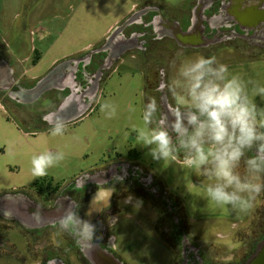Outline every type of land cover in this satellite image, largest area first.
<instances>
[{
    "label": "rangeland",
    "instance_id": "rangeland-1",
    "mask_svg": "<svg viewBox=\"0 0 264 264\" xmlns=\"http://www.w3.org/2000/svg\"><path fill=\"white\" fill-rule=\"evenodd\" d=\"M190 1L0 0V48H9L15 41H28L29 44L31 40L35 47L40 45L39 39L42 40L43 48L37 47V50L43 52H37L43 62L34 73L43 75L48 72V64L53 58L80 53L88 44L105 39L112 25L115 32L119 23L130 16L131 13H126L133 4H138L136 9L145 6L162 8L174 16L176 7H179L176 4L189 11L190 6L186 3ZM176 17L183 21L181 16ZM237 44L245 45L239 41ZM46 48L50 50L47 53L44 52ZM215 51L216 48H209L201 52L207 57L215 56ZM251 51L245 54L238 48L223 49L216 54L218 61L227 65L230 72L241 76L243 86L250 95L264 87V51L257 48ZM201 52L182 53L178 57L182 61ZM0 55L7 57L1 49ZM136 55L125 56L107 72L91 109L80 119L65 123L62 135L51 134L54 124L49 122L50 119L42 121L54 106L48 103L47 98L21 106L2 98L0 93V194L31 191L35 186L45 192L51 187H63L82 173L103 165L117 161L137 163L180 205L183 225L189 229L188 238L217 264H235L250 252L255 240L264 235V192L255 198L252 208L246 212L217 207L205 195V186L215 183V180L201 171L183 166L188 150L176 152L175 161L158 162L148 155L146 148L137 144L132 129L143 126L141 116L147 103L148 69L143 67ZM158 57L150 61L147 59L151 68L155 65L159 69L161 61L170 66L168 53L162 51ZM9 63L10 66H18L11 60ZM26 65L35 67L32 62ZM13 70L17 76L25 71L19 66ZM106 101L115 106L116 114L112 118H107L101 111V104ZM255 102L258 108H264V98L257 96ZM27 111L32 112L27 114ZM260 123H264V114H259L258 125ZM149 127H153L152 124ZM44 151H62L65 159L48 169L47 175L35 177L31 172V158ZM254 154L255 151H247L235 168L236 174L244 181L255 182L257 176L264 181V173L250 172L247 167L246 160ZM206 168H211V164ZM110 195L111 191L105 190L92 196L83 205V211L88 214H84L85 218L96 224L97 232L106 242L112 243L113 250L124 264H180L173 246L166 242L162 233L159 234L157 227L161 218L151 199L126 195L120 202L121 211L116 208L112 216L104 220L107 215L105 208H112L109 205ZM52 233L57 237L55 244L64 248L66 235L53 231L49 236ZM68 263L86 264L79 255H70Z\"/></svg>",
    "mask_w": 264,
    "mask_h": 264
},
{
    "label": "flooded vegetation",
    "instance_id": "flooded-vegetation-1",
    "mask_svg": "<svg viewBox=\"0 0 264 264\" xmlns=\"http://www.w3.org/2000/svg\"><path fill=\"white\" fill-rule=\"evenodd\" d=\"M186 4L190 6L189 11L183 9L187 11L184 12L176 4L179 7L175 6L177 13L174 16L154 6L135 9L118 25L122 26L126 19L132 17L129 26L115 32L112 30L97 48L55 66L50 70L53 73L48 81L44 79L50 72L31 82L18 78L14 72L15 78L11 86L14 90L12 93L0 90L2 98L22 106L45 97L54 106L42 121L50 119L49 122L54 125L73 122L91 109L107 72L125 56L137 53L143 67L148 69L146 101L148 103L150 99H155L158 105L159 123L154 116L152 126H160L164 118L179 116L181 111L180 108L173 107L167 87V82L174 73L172 70L175 71L180 62L178 54L199 53L209 48H216L215 56L223 49L238 48L245 54H250L252 48L264 51V0H191ZM176 16H181L183 21ZM238 41L245 45L237 44ZM162 51L168 53L170 66L161 61L159 69L155 65L151 68L148 60L159 58ZM38 85L45 87L46 91L36 100L30 92L20 95L21 91L31 90ZM31 112L27 111V114ZM173 148L175 152L187 151L178 146L175 138ZM249 151L254 153L255 147ZM117 176L122 179H114ZM105 190L111 191L109 205L112 208H105L107 215L104 220L112 216L116 208L121 211L120 202L126 195L149 198L160 214L157 227L159 234L162 233L166 242L173 246L180 264H217L188 238L189 229L183 225L180 205L173 201L143 167L137 163L122 161L82 173L71 183L63 187H51L45 192L35 186L31 191L0 194V199L5 197L6 204L5 211L0 209V264H69L70 255H79L86 264H90L85 253L97 254L99 249L122 261L113 250L112 243L106 242L99 232H96L97 239L92 242L91 247L78 243L75 237L63 232L67 244L60 248L55 244V233L50 235L52 237L49 236L51 232L59 231L51 226L55 216L48 218L42 226L26 219L28 202L49 209L56 203L61 204L63 200L74 201L79 206L78 213L85 218L83 205L92 196ZM263 239L264 235L256 239L250 252L235 264L246 262Z\"/></svg>",
    "mask_w": 264,
    "mask_h": 264
},
{
    "label": "clouds",
    "instance_id": "clouds-1",
    "mask_svg": "<svg viewBox=\"0 0 264 264\" xmlns=\"http://www.w3.org/2000/svg\"><path fill=\"white\" fill-rule=\"evenodd\" d=\"M173 107L180 108L179 116L164 118L158 127H149L154 116L158 118V105L150 99L143 108V126L132 131L139 146L148 150L155 161H175L174 138L179 147L188 150L183 166L201 171L215 183L205 186L209 202L217 207H231L246 212L253 201L264 192V181H244L235 168L246 152L255 147V154L246 160L250 172L264 173V123L258 125L259 114L255 97L264 98V87L251 95L245 90L241 76L229 71L216 56L202 54L187 57L179 62L167 82ZM134 111V109H131ZM107 118L116 114L109 102L101 104ZM63 123L51 128L52 135H62ZM65 159L62 151H44L31 158V172L35 177L47 175L48 169ZM211 164V168H206ZM122 179V177H114ZM78 205L71 200L61 203L51 226L76 238L89 247L97 239V226L91 219L82 217ZM85 215H88L87 213Z\"/></svg>",
    "mask_w": 264,
    "mask_h": 264
},
{
    "label": "water",
    "instance_id": "water-1",
    "mask_svg": "<svg viewBox=\"0 0 264 264\" xmlns=\"http://www.w3.org/2000/svg\"><path fill=\"white\" fill-rule=\"evenodd\" d=\"M131 18L128 19L122 26L118 27V29L129 26L132 23ZM52 73L53 71L50 72L44 80L48 81L49 80L48 77L51 76ZM14 78L15 76H14L13 68L10 66V64L5 59L0 57V90L9 91V93H12L14 89H12L11 86H12V83L14 82ZM44 91H46V88L38 85L31 90L21 91L20 95L23 96V93L26 94L30 92L32 93L33 97H36L35 98L36 100ZM67 201L68 200H63V203L67 204ZM60 205L61 204L56 203L54 207L49 208V209H44V208H41L37 204L28 202L29 208H28L26 219L27 221L29 220L32 223L34 222L35 225L40 224L42 226L44 225L43 223L48 218L57 216V209L60 207ZM0 208H2V210H6L5 197L0 199ZM36 219H37V222H35ZM85 257L90 264H124L113 254L108 253L106 251H102L100 249L97 252V254L96 253H85ZM243 264H264V239L258 244L253 255Z\"/></svg>",
    "mask_w": 264,
    "mask_h": 264
},
{
    "label": "crops",
    "instance_id": "crops-1",
    "mask_svg": "<svg viewBox=\"0 0 264 264\" xmlns=\"http://www.w3.org/2000/svg\"><path fill=\"white\" fill-rule=\"evenodd\" d=\"M137 6H138V4H133L132 7L126 13V15H129L130 13H132L137 8ZM112 30H113V25L108 29V31L106 33V37L108 36V34H110V32ZM103 40L104 39H102L101 41H98L96 43L88 44L87 46L83 47L79 51L80 53H78L76 55H65L64 57L53 58L48 64V72H50V70H52L55 66L60 64L61 60L65 59V58H68V59L75 58L76 56H81V55L87 53L91 49L97 48L102 43ZM39 43H40V45L37 44L38 46L34 47L32 40L29 44H28V41L26 43H22L21 41H15L13 43V45L11 44L9 46V48L7 47L8 49L7 48H0L2 52H5V54H7V57H4L3 59H5L8 63L11 60V63H15V64L17 63L20 68L25 69V71H23L19 76L16 75L18 78H21V79L27 80L28 82H31V81H34L35 79H37L41 76H44L48 73L47 72L46 74H43V75H38V74L34 73L37 66L40 65L41 62H43V59L41 58V55H40V54H42L43 51L37 50V47L40 49L43 48V44H42L43 41L39 39ZM14 45H15V48H13ZM30 45H32V46H30ZM30 47H31V49H30ZM37 51H39L40 54ZM45 51L47 53L50 50L46 48L44 50V52ZM31 53H33L32 57L30 56ZM19 54L20 55L23 54V56L21 57V56H19ZM37 54L39 56L37 58H34V56ZM0 57L2 58L1 55H0ZM29 62H32L35 67H26L27 66L26 63H29ZM11 67L13 69L17 68L14 64H13V66L11 65Z\"/></svg>",
    "mask_w": 264,
    "mask_h": 264
},
{
    "label": "bare ground",
    "instance_id": "bare-ground-1",
    "mask_svg": "<svg viewBox=\"0 0 264 264\" xmlns=\"http://www.w3.org/2000/svg\"><path fill=\"white\" fill-rule=\"evenodd\" d=\"M0 209H2V208H0ZM3 211H5V210H3Z\"/></svg>",
    "mask_w": 264,
    "mask_h": 264
}]
</instances>
